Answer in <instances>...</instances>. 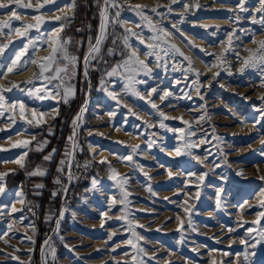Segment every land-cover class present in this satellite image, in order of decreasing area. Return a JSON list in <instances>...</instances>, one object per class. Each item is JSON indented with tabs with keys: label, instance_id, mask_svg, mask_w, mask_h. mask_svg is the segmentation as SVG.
<instances>
[{
	"label": "rangeland",
	"instance_id": "obj_1",
	"mask_svg": "<svg viewBox=\"0 0 264 264\" xmlns=\"http://www.w3.org/2000/svg\"><path fill=\"white\" fill-rule=\"evenodd\" d=\"M0 2L7 4L8 0ZM23 2L33 7L0 8V22L9 21L12 11H16L21 19L10 21L13 28L36 24L34 16H42L43 23L39 29L28 30L27 37L12 35L0 64L9 65L11 53L19 51L28 39L37 47L35 57L49 49L48 54L39 57V64L43 57L51 55L53 32L64 40L70 39L69 32L64 31L74 26L78 34L84 30L93 32L91 24H85L83 29L75 24V7H68L71 0H56L39 10L43 0ZM118 3L122 6L119 22L109 23L108 35L117 32L122 36L126 28L131 29L140 34L139 39L145 44H159L155 51L161 58L146 56L145 45L136 37L131 38L133 50L151 69L147 75L140 71L136 76L142 81L134 86L140 96L126 91L123 75L105 74L93 83L90 67L87 77L84 75V59L82 79H78L76 69V74L65 82L64 86L73 87L74 92L77 81L80 80L81 86L86 84L82 105L86 110L75 137L77 148L67 158L71 167L66 164L55 179L61 181L62 198L68 184L77 183L81 188L76 199L66 207L62 201L53 231L47 238H51L55 248V262L49 254L47 264H245L246 252L254 253L249 255L248 264H264V240L259 235L264 229V217L260 218L259 225L252 223L264 211L261 207L264 201V66L243 64L253 53L260 54L261 42H264V12L257 11L261 7L259 0H176V3L118 0ZM136 5L141 6L145 18L137 15ZM241 5L246 10H241ZM102 7L103 2L100 12ZM116 11L110 10V21L115 19ZM100 12L93 43L99 34ZM56 16H66L67 20L58 21ZM61 25H64L62 29ZM3 31L8 33L10 29ZM21 31H24L22 27ZM165 32L170 35L165 36ZM152 36L161 39L153 41ZM8 39L0 35V44L8 43ZM106 40L101 53L109 55L108 50L113 48L104 51ZM82 46L81 40L74 45L70 39L66 48L70 55L76 56L73 48L79 50ZM32 53L29 45L18 63ZM31 66L21 72L0 69L6 72L0 81L8 82L7 85L0 83V95L4 97L0 107V174L7 173L0 181L5 188L0 194V264H44L41 254L44 244L37 251V217L32 218L25 211V205L33 203L20 186L7 185V177L23 168L20 164L15 169L4 166L18 157L20 141H31L27 147L20 145L22 152H27L24 164L30 152H43L49 138L35 128L50 126L60 118L62 105H69L72 98L65 104L62 91L55 99L41 91L39 95L46 98L40 99L35 89H42L46 82L27 83L34 80L40 68L26 83L9 81L12 75L28 72ZM108 92L115 93L117 99L113 100ZM165 93L168 95L164 96ZM153 102L156 108L152 107ZM20 105L36 109V117L24 109L22 117ZM54 108L59 109L58 115ZM40 113L45 116L40 117ZM36 120L41 123L37 125ZM65 122L63 119L60 132ZM15 136L20 139H14ZM68 137L58 169L60 161L66 158L65 150L71 147ZM5 140L10 143L2 144ZM45 140L48 143L42 151H37V145ZM190 144L195 146L188 147ZM177 148L181 155L176 154ZM54 149L53 157L58 152L57 146ZM102 160L107 163H101ZM51 161L45 165L48 167ZM111 169L120 174L116 179L111 178ZM43 170L44 176L49 174ZM82 175L84 180L80 184L78 177ZM93 179L97 181L95 186ZM124 180L127 182L122 183ZM52 219L54 216L46 222ZM249 228L255 230L249 232ZM242 240L247 243H241ZM253 244L255 247H250ZM44 251L47 253V248Z\"/></svg>",
	"mask_w": 264,
	"mask_h": 264
},
{
	"label": "snow or ice",
	"instance_id": "obj_2",
	"mask_svg": "<svg viewBox=\"0 0 264 264\" xmlns=\"http://www.w3.org/2000/svg\"><path fill=\"white\" fill-rule=\"evenodd\" d=\"M56 2V0H43L42 4L38 5L37 10H39L40 8H43L46 4H54ZM173 3H176V0H172ZM261 7L259 9H257V11L260 12H264V0H259ZM99 3V0H98ZM11 5H15L19 8H32L33 5L31 3H24L23 0H8V3L5 4L3 2H0V8H8ZM69 8H74L75 7V0H71V3L68 5ZM122 6L118 3V0H103V7L102 10L100 12V16H101V23H100V28H99V34L98 36L95 38V41L93 43V39L91 37H89L88 40V51L84 57L83 60V64H84V75L85 77H87L88 75V69L91 66V62L93 60H96L100 57L101 54V48L102 45L104 44L107 36H108V25L109 23H118L119 20V16H120V8ZM117 9L116 13H115V19L110 21V10L111 9ZM141 9L140 5H136L134 10H138L137 11V15H140L142 18H145V14ZM60 11H63V8L59 9ZM153 12L155 11V9H151ZM241 10H246L243 8V5H241ZM37 23L36 24H22L21 27L24 29V31H21V27H16L13 28L12 24H11V20H16L19 21L21 19L20 16H18L16 14V11H12L11 17L9 21H5V22H0V35H5L8 36V43H4V44H0V57H2L4 55L5 49H7L9 47V44H11V39L10 37L12 35H19L22 37H27L28 36V30L36 28L39 29V26L41 23H43V17L42 16H34L33 17ZM56 20H67V17H60V16H56L55 17ZM254 22H257L254 20ZM150 23V22H149ZM64 25H61V29L63 28ZM137 27H140V25H137ZM173 27H175V25H173ZM3 29H10V31L8 33H5L3 31ZM125 35L122 36H118L115 37L112 41L113 45H116L117 40L122 41L123 43V47H124V51L121 52L120 54L122 56H126V58H124L122 60L121 63H118L115 67H113L111 69V71L106 72V75L108 77H112V76H116V75H123L124 78L127 81V85H126V91L129 92L131 95H135V96H140V92L134 87L136 84L142 83V81H139L138 79H136V76L139 74L140 71H144L145 74H149L151 72V69L148 68V65L145 63V61L141 60L140 57L138 56V54L136 53V51L133 50V45L131 43V38L132 37H136L137 39H139L140 34L133 32L131 29H125ZM165 36L170 35V33L165 32L164 33ZM50 39H52V52L51 55L43 57L41 59V61L39 62V68L40 71L38 74L35 75L34 80H29L27 83H34L35 80H41V81H45L46 83L44 84L43 88H37L35 89V94L39 96L40 99H44L46 98L43 95H39L41 93V91L47 92L49 96H51L53 99H55L56 96H61V91L63 92L62 95V99L63 102L65 104L68 103L69 98L73 97L75 95L74 92V88L73 87H65V82L67 80H69L72 76H74L76 74V69H77V65H78V58L76 56L70 55L67 51L66 45L70 43V39L69 40H64L62 39L60 36H58L55 32H53L50 35ZM151 39L153 41H158L161 39L160 36H152ZM48 41L45 40V44H47ZM139 43L141 45H145L147 51L145 52V55L148 57H155L157 60H159L161 57L156 53L155 49L159 48V44H145V41L142 39H139ZM29 45L32 46L33 48V53L32 55L28 56L27 59H24L22 63H18L21 60V56L24 55L29 48ZM173 49H175V51L179 52V49L175 48V45L171 46ZM37 50L36 45L33 43V41L31 39H28V42L26 44H24L22 46V48L19 51H13L11 53V59H10V64L9 65H4V64H0V69H3L6 67L7 72H13L14 70H16L17 72H21L26 70V67L30 64H35L37 63L36 59H35V51ZM109 55H113L115 54L114 49H109L108 50ZM180 55H183V53H180ZM187 59V58H186ZM191 64V62H189ZM243 64L245 67L247 66H252L255 67L257 66V64L264 66V42H261V51L259 55H256V53H253L252 56H250L248 59H245L243 61ZM244 68H241V71H243ZM195 71V70H193ZM46 73H51V75H46ZM6 72H0V76L5 75ZM197 76H199V73H196ZM218 75V73H217ZM53 81H56V83H52ZM51 84L52 87L49 88L48 85ZM104 85V80H101V86L103 87ZM7 91H11V89H7ZM155 89H152V92H155ZM29 92L32 93L33 90L29 89ZM108 95L112 97L113 100L117 99V96L115 93L113 92H108ZM168 95V93H165L164 96ZM164 96H161L160 99H164ZM143 98V97H141ZM3 101H4V97L3 95H0V107H3ZM12 107L14 108L15 105H12ZM152 107L156 108L157 105L153 102L152 103ZM20 109H21V116L23 117V105H20ZM86 110V106L82 107L80 112L76 115V117H74L73 119V133L71 136L68 137V140L70 142L71 147L65 150V159H62L60 161V165L61 167L58 169V171L63 172L64 171V166L66 164H68L69 168L71 167V165L68 162V157H71L73 155V150L77 148V143L75 141V137L77 134V129L80 127V121H82V117H83V113ZM54 112L56 115L59 114V109H54ZM37 113L35 110L32 111V116L36 117ZM40 117H44L45 113H40L39 114ZM161 116H164V113H160ZM51 118H55V116H52ZM165 119H167L166 116H164ZM201 119H203V117H201ZM14 122V121H13ZM29 124L32 123L31 120L28 121ZM41 123V120H36V124L39 125ZM185 123H188L187 121H185ZM165 125L161 124V127H164ZM53 130L52 128H49V133L52 134ZM190 135H194V133H190ZM20 145H23L25 147H27V145H29L31 143V141H20L18 142ZM48 143L47 140L40 142L37 145V151H42L43 146H45ZM16 146V145H14ZM195 145H188V147H193ZM55 149L52 150V153L49 155H46L43 157L44 161H50L53 158V155L55 154ZM176 154L177 155H181L180 149L177 148L176 149ZM27 156V152H25L23 154V156H21L19 159L15 160V163L20 164L21 168L25 167V164L23 162L24 157ZM125 159H131V157H126ZM101 163H107L106 160H102L100 161ZM85 166H87V162L85 164ZM112 171V179H116L120 174L115 170V169H111ZM46 174V172L41 169V168H37L35 171L30 172L29 175L31 176H44ZM7 175V173H3L0 174V181H2L3 176ZM169 175H172L171 172H169ZM68 179L71 180L72 179V174L71 172H69L68 175ZM127 181L124 180L122 183H126ZM55 183L60 184L61 181L59 179H57L55 181ZM97 183V181L95 179H93L92 184L93 186H95ZM37 188H42L43 185H36ZM5 191L4 185L2 183H0V194H3ZM66 191V189H65ZM22 195V194H21ZM57 195L56 192L53 193V196ZM125 199L127 197V193H124ZM21 203H23V200L20 201ZM219 203V200H218ZM261 207H264V201L261 202ZM13 211H16L15 207H13L12 209ZM63 216V213H61V217ZM264 217V211L260 212L258 214V219L253 221L252 223L254 225H259L260 223V218ZM48 219H51V215L48 217ZM57 234H58V229H59V220H57ZM255 229L253 228H249L248 231L249 232H253ZM133 235H136L135 233H133ZM259 235L261 237L262 240H264V229H262L259 232ZM28 239L31 240V237H28ZM50 239H46L44 242V246L42 247V258L44 259V264H47V257L50 254L52 257L53 262H55V248L52 246V244L50 243ZM61 239H63L61 237ZM109 239H111V237H109ZM33 243H35V241H32ZM259 242V241H257ZM5 243H7V241H5ZM129 243L131 244L132 242L129 241ZM241 243H247L246 241L242 240ZM133 247H135V245H132ZM250 247H255V244L250 245ZM44 248H47V253H45ZM141 252H143V249H140ZM249 255H254V253H244V261L245 264H248V259H249ZM14 259H19V257H13ZM133 259H135V257H133ZM21 264H23V262H21ZM117 264H120V262H117Z\"/></svg>",
	"mask_w": 264,
	"mask_h": 264
},
{
	"label": "trees",
	"instance_id": "obj_3",
	"mask_svg": "<svg viewBox=\"0 0 264 264\" xmlns=\"http://www.w3.org/2000/svg\"><path fill=\"white\" fill-rule=\"evenodd\" d=\"M103 0H75V13L74 20L75 24L80 25L83 29L85 24H91L93 32H86L85 30L78 34L75 30V26L69 30H65L64 33L69 32V38L73 41L74 45L78 42H82L83 46L79 50L73 48V53L76 54L78 58V79H82V60L84 59L87 50H88V40L89 37L94 39L96 30L99 23V12ZM115 33V34H114ZM112 32L108 35L106 43L104 45V51L109 47H112L115 51V54L109 56L107 54L101 53L100 57L94 60L90 66L91 68V80L93 83H97L101 76L105 75L109 69L114 66L115 63L123 60L126 56H122L120 53L124 51L123 43L120 40H117L116 45H113L112 41L115 37L120 36L117 32ZM75 86V96L70 98L69 105H62L60 110L61 117L55 120L50 126H42L35 128L36 131L42 132L45 136L49 138V143L47 144L46 149L38 154L29 153L25 167L19 170L17 173H13L7 177V185L9 187L20 186L24 193L26 194L27 199H30L33 204L38 209V216L36 218V223L39 227V234L37 238V251L41 249L45 240L51 235L55 220L60 212L62 207V188L60 184L55 183L56 175L58 172V162L62 150L65 148L67 143L65 139L68 136L72 135L73 129V119L77 115L79 109L84 104L86 84L81 86L80 80L77 81ZM83 87V89H82ZM82 90V91H81ZM63 119L66 120L64 130L60 132L61 122ZM49 128H53L54 131L52 134L49 133ZM61 136V138L59 137ZM59 137V138H58ZM59 139V140H58ZM57 146L58 152L56 156L52 158L50 165L47 167L43 157L51 154L54 147ZM45 165V166H44ZM46 169L48 175L46 176H31L30 172L35 171L37 168ZM43 185L42 188H37L36 185ZM56 192L57 195L53 196V193ZM54 216L50 223L46 222L48 216ZM39 256L37 254V262Z\"/></svg>",
	"mask_w": 264,
	"mask_h": 264
},
{
	"label": "bare ground",
	"instance_id": "obj_4",
	"mask_svg": "<svg viewBox=\"0 0 264 264\" xmlns=\"http://www.w3.org/2000/svg\"><path fill=\"white\" fill-rule=\"evenodd\" d=\"M151 1H153V0H151ZM154 3V2H153ZM153 5V4H152ZM40 52V51H39ZM48 52H49V49L46 51V52H43L41 55H46V54H48ZM41 55L38 53L37 54V56L35 57V59H36V61H37V63H35V64H32V66H31V68H30V70L28 71V72H26V73H23V74H21V75H12L11 77H10V82H12V83H14V84H16V83H18V82H24V83H26V81H28L30 78H32V73L33 72H36V71H38L39 70V64H38V61L40 60V58L39 57H41ZM0 83H3V84H5L6 83V85L8 84V82H6V80H4V81H0ZM10 85H12V84H10ZM31 108V107H30ZM23 109L24 110H29V112H31L32 113V111L34 110V109H29V108H27V107H23ZM55 109V108H54ZM52 110V109H51ZM35 111H36V109H35ZM14 139H16V140H18V139H20V138H18V136H15L14 137ZM17 142V141H16ZM15 142V143H16ZM8 143H10V142H8L7 140H5L2 144H8ZM18 147V146H17ZM17 149H19V150H17V153H18V157L16 158V160L17 159H19L21 156H23V154L25 153V152H22V149H21V146L19 145V147L17 148ZM112 160H114V159H112ZM18 166H19V164L18 163H15V162H10V163H8V164H6L4 167L5 168H9V169H15V168H18ZM3 167V168H4Z\"/></svg>",
	"mask_w": 264,
	"mask_h": 264
},
{
	"label": "built area",
	"instance_id": "obj_5",
	"mask_svg": "<svg viewBox=\"0 0 264 264\" xmlns=\"http://www.w3.org/2000/svg\"><path fill=\"white\" fill-rule=\"evenodd\" d=\"M69 172H68V175H69ZM78 178H79L80 184L83 183L84 176L82 175V176H79ZM80 188L81 186L77 183L74 185L68 184L66 186L65 188L66 191H64V195H63V207H66V205L69 204L70 201H73L76 199V197L79 195ZM25 211L32 218H36L38 216V209L35 205L26 206Z\"/></svg>",
	"mask_w": 264,
	"mask_h": 264
}]
</instances>
